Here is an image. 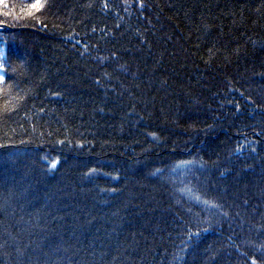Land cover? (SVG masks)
Instances as JSON below:
<instances>
[{
    "label": "trees",
    "instance_id": "obj_1",
    "mask_svg": "<svg viewBox=\"0 0 264 264\" xmlns=\"http://www.w3.org/2000/svg\"><path fill=\"white\" fill-rule=\"evenodd\" d=\"M0 53V264H264V0H0Z\"/></svg>",
    "mask_w": 264,
    "mask_h": 264
},
{
    "label": "snow or ice",
    "instance_id": "obj_2",
    "mask_svg": "<svg viewBox=\"0 0 264 264\" xmlns=\"http://www.w3.org/2000/svg\"><path fill=\"white\" fill-rule=\"evenodd\" d=\"M40 7H42V5L39 3V2H36V3H33V4H30L27 6V8L29 9V11L26 13L28 16H31L32 15V12L34 10H37L39 9ZM0 55H2V53H0ZM3 65L0 64V67H2ZM55 161H52L51 165L50 166H55Z\"/></svg>",
    "mask_w": 264,
    "mask_h": 264
}]
</instances>
